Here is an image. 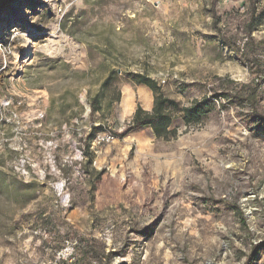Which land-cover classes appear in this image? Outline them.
I'll return each mask as SVG.
<instances>
[{"label": "rangeland", "instance_id": "rangeland-1", "mask_svg": "<svg viewBox=\"0 0 264 264\" xmlns=\"http://www.w3.org/2000/svg\"><path fill=\"white\" fill-rule=\"evenodd\" d=\"M234 44L264 62V0H7L0 264H264V119ZM132 73L207 113L123 135Z\"/></svg>", "mask_w": 264, "mask_h": 264}, {"label": "trees", "instance_id": "trees-1", "mask_svg": "<svg viewBox=\"0 0 264 264\" xmlns=\"http://www.w3.org/2000/svg\"><path fill=\"white\" fill-rule=\"evenodd\" d=\"M6 2L7 0H0V10ZM233 46L234 50L238 53L239 58L249 66L253 73L257 75V80L254 85L250 86L242 84V87L237 94L240 99H243L251 104V106L255 109L254 112L259 118L264 119V115L258 113L256 109L259 92L260 89L263 88L264 62L257 58L247 57L241 48L237 47L235 44ZM131 76L137 84H145L153 90L155 102L151 112L144 110L140 105H138L129 123L128 129L125 133H123V135L133 129L150 126L157 138L169 139L176 132V130L171 127L174 120L175 110L182 112L183 118L187 124L200 122L203 116L207 113L204 102H196L191 106L179 108V103L164 95L161 85L147 74L132 73ZM107 82L105 85L108 84ZM97 103L98 98L94 97L91 102L92 112H96L101 109V106ZM258 247L259 246H255V250H257Z\"/></svg>", "mask_w": 264, "mask_h": 264}, {"label": "crops", "instance_id": "crops-1", "mask_svg": "<svg viewBox=\"0 0 264 264\" xmlns=\"http://www.w3.org/2000/svg\"><path fill=\"white\" fill-rule=\"evenodd\" d=\"M155 95L151 88H149L145 84H137L135 87L129 85L125 88L123 100H122V108L125 114V117L128 119H132L138 105L146 110L151 112L154 107ZM150 127V126H149ZM148 126L142 127L140 131H138L136 137L139 142L144 143L147 141V137L149 138V134L146 132ZM153 132L152 128L150 127ZM154 135V133H153ZM154 137H156L154 135Z\"/></svg>", "mask_w": 264, "mask_h": 264}, {"label": "built area", "instance_id": "built-area-1", "mask_svg": "<svg viewBox=\"0 0 264 264\" xmlns=\"http://www.w3.org/2000/svg\"><path fill=\"white\" fill-rule=\"evenodd\" d=\"M264 84V82H263ZM113 139V136L109 133L104 134L102 136L99 137V142H110Z\"/></svg>", "mask_w": 264, "mask_h": 264}, {"label": "bare ground", "instance_id": "bare-ground-1", "mask_svg": "<svg viewBox=\"0 0 264 264\" xmlns=\"http://www.w3.org/2000/svg\"><path fill=\"white\" fill-rule=\"evenodd\" d=\"M52 28L54 30H56L57 29V25H54ZM30 41H31L30 39L26 40V47H27L26 53H30L31 52L32 46H31V42Z\"/></svg>", "mask_w": 264, "mask_h": 264}]
</instances>
